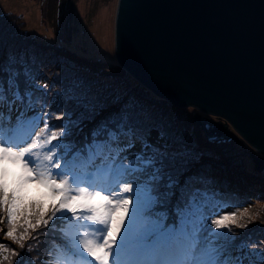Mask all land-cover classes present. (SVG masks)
Here are the masks:
<instances>
[{"label":"snow or ice","instance_id":"6c2138e0","mask_svg":"<svg viewBox=\"0 0 264 264\" xmlns=\"http://www.w3.org/2000/svg\"><path fill=\"white\" fill-rule=\"evenodd\" d=\"M33 81L23 55L10 53L0 63V225L4 213L8 220L0 232L18 247L0 243V264H35L39 254L28 259L22 253L37 251L41 235L50 238L46 264H264V246L237 243L233 231L257 221L249 216L241 224L235 211L222 213L224 203L207 178L185 176L184 150L149 143L135 102L121 105L78 147L70 141L72 129L96 114L98 101L87 91L74 94V107L83 110L77 119L61 108L54 118L64 123L49 126L46 104L35 112L41 99ZM138 142L140 150L130 151ZM8 165L21 168L12 184ZM33 181L47 197L34 207L22 194ZM18 225H26L23 232Z\"/></svg>","mask_w":264,"mask_h":264},{"label":"water","instance_id":"95a60500","mask_svg":"<svg viewBox=\"0 0 264 264\" xmlns=\"http://www.w3.org/2000/svg\"><path fill=\"white\" fill-rule=\"evenodd\" d=\"M114 51L155 95L197 109L209 141L264 157V0H118Z\"/></svg>","mask_w":264,"mask_h":264},{"label":"trees","instance_id":"16d2710c","mask_svg":"<svg viewBox=\"0 0 264 264\" xmlns=\"http://www.w3.org/2000/svg\"><path fill=\"white\" fill-rule=\"evenodd\" d=\"M46 38L50 41L33 35L21 15L0 14V63L10 53L23 55L29 61L34 75L31 88L35 96L41 99L35 112H40L41 107L46 104L43 108L46 113L44 120L49 126L64 123L54 118V114L58 115L61 108L65 112L71 111L73 120L77 119L83 110L75 108L70 97L80 91H87L98 101L100 107L92 118L83 119L79 126L72 129L70 141L82 147L90 143L91 131L101 121L118 112L121 105L129 101L135 102L140 112L143 134L149 143L170 152L184 150L188 158L185 176L206 177L207 187L224 203L222 210L231 208L232 212L235 211L238 223L248 222L249 216L257 221L248 222V227L243 229L233 226V231L237 233L236 242L245 241L264 246V160L255 161L257 158H264L263 156L244 140L240 143L234 140L209 141L195 119L197 109L175 107L166 99L158 97L121 67L115 57L114 61L96 59L69 49L64 43L54 42L51 36ZM114 99H118L119 103H114ZM33 114L28 113L29 116ZM43 126L41 122L40 127ZM153 131L157 133L155 139L152 138ZM139 145L138 142L135 147ZM252 154H255V159ZM10 172L15 174L8 177V182L12 184V176L18 179L20 174L11 169ZM97 179L98 182H103L101 177ZM22 194L26 203L33 207L36 201L47 199L44 188L23 189ZM243 208H248V212H243ZM169 211L171 213L172 210ZM257 213L259 217L256 216ZM3 216L4 224L0 228H4L6 232L7 214L4 213ZM168 223L172 224L174 221L170 219ZM22 224L23 221L20 222ZM20 225L17 226L18 233L23 232L26 227ZM44 231L47 232V229ZM29 232L36 235L31 229ZM3 236L0 232V243L18 250L16 244ZM40 241L42 243L37 251L31 254L24 252L22 255L30 259L39 254L40 259L35 264H46L50 238L41 235ZM27 242L35 247V241ZM4 264H8V261H4Z\"/></svg>","mask_w":264,"mask_h":264},{"label":"rangeland","instance_id":"374dc122","mask_svg":"<svg viewBox=\"0 0 264 264\" xmlns=\"http://www.w3.org/2000/svg\"><path fill=\"white\" fill-rule=\"evenodd\" d=\"M116 3L117 0H0V14L21 15L27 22L28 30L44 41H50L46 36H51L54 42L64 43L80 54L114 61ZM155 135L153 131L152 138L155 139ZM140 147L130 151H139ZM8 166L21 175L20 167ZM12 179L14 181L16 177L12 176ZM24 189L41 190L43 187H38L33 181ZM221 212L231 213L232 210L221 209ZM49 260L50 256H47L46 261Z\"/></svg>","mask_w":264,"mask_h":264},{"label":"bare ground","instance_id":"6f19581e","mask_svg":"<svg viewBox=\"0 0 264 264\" xmlns=\"http://www.w3.org/2000/svg\"><path fill=\"white\" fill-rule=\"evenodd\" d=\"M54 255H55V252H54ZM52 259V257H50V260Z\"/></svg>","mask_w":264,"mask_h":264}]
</instances>
